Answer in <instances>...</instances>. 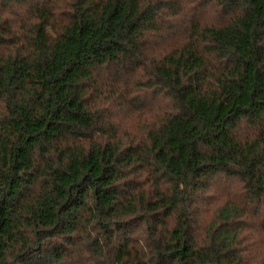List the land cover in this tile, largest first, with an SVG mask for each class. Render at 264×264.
<instances>
[{"label": "trees", "instance_id": "trees-1", "mask_svg": "<svg viewBox=\"0 0 264 264\" xmlns=\"http://www.w3.org/2000/svg\"><path fill=\"white\" fill-rule=\"evenodd\" d=\"M0 264H264V0H0Z\"/></svg>", "mask_w": 264, "mask_h": 264}, {"label": "rangeland", "instance_id": "rangeland-1", "mask_svg": "<svg viewBox=\"0 0 264 264\" xmlns=\"http://www.w3.org/2000/svg\"><path fill=\"white\" fill-rule=\"evenodd\" d=\"M185 16H186V14L180 15V16H178V18H175L176 20L171 23L172 25L168 26V28L166 29L167 33L163 34L162 37H164V36L166 37L172 32H175V36H176L177 33H180L181 29H177V28L179 27V24L181 22L184 23V24L186 23L187 18Z\"/></svg>", "mask_w": 264, "mask_h": 264}]
</instances>
